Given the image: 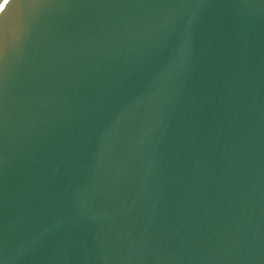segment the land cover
I'll return each mask as SVG.
<instances>
[{
    "label": "water",
    "instance_id": "95a60500",
    "mask_svg": "<svg viewBox=\"0 0 264 264\" xmlns=\"http://www.w3.org/2000/svg\"><path fill=\"white\" fill-rule=\"evenodd\" d=\"M0 5V264H264V0Z\"/></svg>",
    "mask_w": 264,
    "mask_h": 264
},
{
    "label": "snow or ice",
    "instance_id": "6c2138e0",
    "mask_svg": "<svg viewBox=\"0 0 264 264\" xmlns=\"http://www.w3.org/2000/svg\"><path fill=\"white\" fill-rule=\"evenodd\" d=\"M5 2H6V0H5ZM3 7V5H0V8H2Z\"/></svg>",
    "mask_w": 264,
    "mask_h": 264
}]
</instances>
